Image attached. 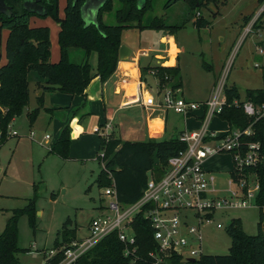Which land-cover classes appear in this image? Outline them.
<instances>
[{"label": "rangeland", "instance_id": "374dc122", "mask_svg": "<svg viewBox=\"0 0 264 264\" xmlns=\"http://www.w3.org/2000/svg\"><path fill=\"white\" fill-rule=\"evenodd\" d=\"M169 0H153V10L148 12L144 23L153 17H164L170 25L186 22V26L176 33L180 55L178 64L183 81V96L196 103L207 102L221 85H236L241 101L247 100L252 90L264 88V18L258 28L245 36V18L261 14L264 5L258 0H212L206 6L192 12L184 1L166 8ZM113 10L103 14V21L108 25H117L116 12L120 8L118 0H112ZM66 0H59L60 18L65 17ZM202 15L210 22L207 28L197 29L194 25L196 16ZM262 14L259 16L261 17ZM258 20V19H257ZM41 26L50 28L52 40L51 59L60 60L59 26L52 17L39 18ZM257 22V21H256ZM255 22V23H256ZM250 23V22H249ZM248 23V24H249ZM135 25V24H134ZM162 32L157 30H127L123 33V43L134 52L137 49H152L154 55L161 47ZM7 30L0 28V49L5 44ZM82 50H72L71 59L78 64L84 60ZM153 58V57H152ZM142 59V64L154 59ZM88 62L97 71L98 54L91 52ZM212 66L207 71L203 63ZM261 68H257L256 65ZM218 81L216 88L214 83ZM147 84L153 94L157 92V83L148 76ZM45 79L33 73L30 81V103L24 114L11 125L10 137L0 147V235L3 233L13 210L34 201L36 208V230L30 227L28 216L19 222L18 246L26 252L19 255L20 264H43L45 256L55 249L58 232L68 222V227L77 229L78 236H85L91 220L106 207L109 199L103 196L100 187L103 165L98 160L101 152V140L105 138L96 133L95 128L106 124L114 129L111 133L124 141H136L140 132L131 123L124 121V110L120 108L121 96L110 95L112 117H107L102 98L90 105L91 113L80 107L74 111L81 121L77 130L80 132L72 143L70 158L64 160L49 154V150L62 132L68 112L69 95L59 92L44 94L43 106L38 104ZM39 109L36 119L31 123L29 113ZM54 110L53 115L46 110ZM204 108L200 106L192 114L188 132H199L203 128ZM186 117L169 112V131L163 140L178 136L185 128ZM197 123V124H196ZM230 127L219 116H215L210 132L225 135ZM31 133L35 137H31ZM46 135L50 139H45ZM204 168L216 176V190L220 196L228 194L230 175L235 171V162L231 153H222L206 162ZM256 177L251 176L249 186L255 189ZM240 219L243 230L248 235L259 233L261 223L260 210L255 205L249 208L219 211L213 222L202 228L203 254L227 255L231 247V238L227 232L232 220ZM223 225L218 228L217 224ZM261 231L264 234V219ZM62 241V238H59ZM180 264H183L182 262Z\"/></svg>", "mask_w": 264, "mask_h": 264}, {"label": "trees", "instance_id": "16d2710c", "mask_svg": "<svg viewBox=\"0 0 264 264\" xmlns=\"http://www.w3.org/2000/svg\"><path fill=\"white\" fill-rule=\"evenodd\" d=\"M86 0H66L65 17L60 18L59 0H42L40 6L43 12H34L25 7L23 0H4L10 9L9 13L0 11V28L7 29L9 36L6 43V63L0 65V147L10 137V127L13 121L22 116L30 103V81L33 73L45 79L42 94L38 104L43 106L44 94L59 92L73 97H85L92 81L99 77L102 83L108 81L116 72L120 61V48L123 33L131 29L157 30L170 35L176 34L186 26V22L170 25L165 18L153 17L145 22L148 12L153 10V0H147L140 5L139 0H118L120 8L116 12L117 25H108L103 21V14L113 10L112 0L102 6L98 15V24H88L83 17L82 7ZM184 1L194 12L212 0H169L165 7ZM264 5V0H258ZM33 17H52L59 26L60 60L54 63L51 59L52 41L50 28L32 26ZM262 16L254 24V28L262 23ZM253 16L245 18V26ZM135 24V25H134ZM194 25L197 29L207 28L210 22L200 14L196 16ZM82 50L84 60L78 64L71 59L72 50ZM91 52L98 54L97 71L88 62ZM204 69L212 71V66L203 63ZM155 70L160 85L169 84L173 89L183 88L180 67H165L148 65L141 68V81L147 83L149 71ZM217 80L214 85L217 86ZM227 106L219 117L228 123L230 128L244 130L252 126L253 136L246 142L261 144L262 162L257 167H247L242 175L253 173L259 182V192L256 207L260 210L261 223L257 235H248L243 230L240 219L232 220L227 232L231 238V247L227 255H204L195 263L188 264H264V234L261 231L264 219V117L257 121L249 118L242 107H235V100L240 99L236 85L225 86ZM247 100L255 104L264 103V88L252 90L247 94ZM39 109L29 113L31 123L36 119ZM53 115L54 110L47 109ZM66 124L61 134L49 150V154L67 160L70 158L73 143V132L78 120L76 115ZM187 148L178 136L170 139H154L147 141H124L112 133L102 138L101 152L98 160L103 166L100 187L115 186L118 199L122 205L136 203L143 195L149 177L161 178L167 171L168 160ZM235 177L234 174H232ZM241 176V175H240ZM28 216L30 227L36 230V208L34 201L29 200L26 206L15 209L8 219L3 233L0 235V264H20L19 255L22 250L18 246L19 222L21 217ZM138 256L142 259L136 264H151L148 254L156 248L153 230L150 222L143 214L134 220ZM77 229L68 227L66 222L58 232L55 249L71 243L77 238ZM62 241H59V238ZM124 244L118 233L114 232L100 241L94 248L84 254L75 264H130L131 258L124 255ZM63 254L58 253L49 263L58 264ZM173 264H180L178 257L172 259Z\"/></svg>", "mask_w": 264, "mask_h": 264}, {"label": "built area", "instance_id": "2783aa9c", "mask_svg": "<svg viewBox=\"0 0 264 264\" xmlns=\"http://www.w3.org/2000/svg\"><path fill=\"white\" fill-rule=\"evenodd\" d=\"M263 11L264 8L261 14ZM260 15L245 26V36L253 32ZM258 52L263 55L264 49L258 48ZM149 56L148 51L141 50L136 58ZM256 67L261 68L258 64ZM155 75V70L149 71L150 77ZM155 81L157 94L161 99L158 102L154 95L142 94L139 102L144 107L189 116L203 106V128L199 132L186 131L179 137L187 148L169 158L167 171L161 178L157 179L153 175L149 177L143 195L136 203L122 205L114 185L104 188L103 196L109 201L106 207H101L103 210L100 214L91 220L87 234L77 236L59 249L51 250L48 258L45 256L43 264H51L49 262L58 253L63 254V259L58 264H75L114 232L118 233L124 244V255L131 258L130 264H136L142 259L137 254V240L132 224L140 214L150 222L153 239L157 244L155 250L148 254L151 264H173L174 257H178L183 264L191 263L187 260L189 258H194L197 262L204 256L202 228L213 222L217 212L256 206L260 188L257 177L253 173L242 175L245 168L257 167L262 162L261 144L245 141L254 134L252 126L244 130L230 128L223 136L209 131L210 121L219 116L227 106L224 92L226 85L216 86L218 88L212 97L200 104L187 100L182 89H173L169 84L160 85L157 79ZM233 104L235 107H242L244 113L254 121L264 117V103L235 100ZM112 129L111 125L106 124L94 131L107 138ZM31 137L34 138L35 134L31 133ZM45 139H50V136L46 135ZM222 153H231L236 167L232 173L235 177L230 175L228 194L225 196H220L216 190V176L204 168L208 160ZM251 176L256 177L257 183L253 190L249 186ZM217 227L222 228L223 225L218 223Z\"/></svg>", "mask_w": 264, "mask_h": 264}, {"label": "crops", "instance_id": "0c3cea01", "mask_svg": "<svg viewBox=\"0 0 264 264\" xmlns=\"http://www.w3.org/2000/svg\"><path fill=\"white\" fill-rule=\"evenodd\" d=\"M90 18L91 17H89L88 19ZM31 25L41 26L39 17H33L31 19ZM8 36H9V31L7 30V38L5 39L4 42L5 44H2L0 49V65L6 63V43ZM160 41L162 48L158 50L154 55H152L153 52L152 49H137L136 52H134L132 48H130V46L126 45L125 43H123L122 40V45H125L131 51L130 57L126 60L119 61L116 72L105 83H102L99 77L95 78L90 84L89 88L87 89L85 97H73L69 95L71 98V102L69 106L64 108V110L68 112L69 116L62 123L63 125L62 130L64 129L66 124L70 123L71 120L75 117L74 111L76 109L80 107H84L83 108L84 112L91 113V108H90L91 103L99 98H102L105 104L104 106L107 112V117L113 118L112 117L113 111L110 108H108V110L106 108L107 104H110V98H111L110 95L112 94L113 96H118V95L121 96L120 108L118 110H124V121L126 123H131L134 129L140 132V136H139L140 138L136 141H147L151 138L163 139L164 135H166L169 131L168 117L170 111L167 112L164 110L148 109L144 107L142 103L139 102V100L140 101L142 100V94L154 95L158 102L161 99L158 96L157 92L153 94L151 87H149L147 83L141 81L142 67L148 66L150 64L151 65L161 64L162 66L165 67H174L177 65L179 66L178 61L181 50L178 45L176 34L170 35L169 33L162 32ZM141 50L148 51L150 56L144 58L150 59L153 57L152 59L155 60V64L151 61H149L146 64H142L143 58L141 59L136 58V55ZM203 116H205V109ZM183 117H186L188 120H185L186 121L185 128L180 130V134L178 135V137H180L184 132H186L189 129L190 127L189 123L190 121L193 120L192 118H190L192 117V115L183 116ZM214 119L215 117L210 121L209 127L212 126V121ZM76 120H78V123L76 124L75 130L73 132V136H72L73 141L80 134L77 128L81 119L76 117ZM210 160H208L207 162L209 163Z\"/></svg>", "mask_w": 264, "mask_h": 264}, {"label": "water", "instance_id": "95a60500", "mask_svg": "<svg viewBox=\"0 0 264 264\" xmlns=\"http://www.w3.org/2000/svg\"><path fill=\"white\" fill-rule=\"evenodd\" d=\"M25 7L31 11L34 12H43V8L40 6V2L42 0H23ZM147 0H139L140 5H145ZM107 2V0H86L85 4L82 7L83 17L84 20L90 24H98V15L99 12L104 6V4ZM0 11L8 12L10 9L5 5L4 0H0ZM91 17L90 19H88ZM131 51L128 49L125 45H122L120 48V60H126L130 57ZM100 79V78H99ZM101 81V80H100ZM191 263H195L196 260L194 258L187 259Z\"/></svg>", "mask_w": 264, "mask_h": 264}]
</instances>
